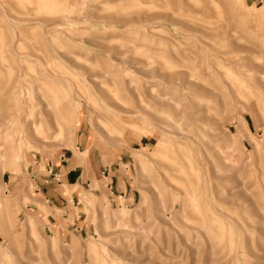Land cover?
I'll list each match as a JSON object with an SVG mask.
<instances>
[{"label": "rangeland", "instance_id": "obj_1", "mask_svg": "<svg viewBox=\"0 0 264 264\" xmlns=\"http://www.w3.org/2000/svg\"><path fill=\"white\" fill-rule=\"evenodd\" d=\"M0 264H264V0H0Z\"/></svg>", "mask_w": 264, "mask_h": 264}, {"label": "crops", "instance_id": "obj_2", "mask_svg": "<svg viewBox=\"0 0 264 264\" xmlns=\"http://www.w3.org/2000/svg\"><path fill=\"white\" fill-rule=\"evenodd\" d=\"M78 168V167H77ZM77 168L76 169H70L66 172V175H65V179H66V183H68V185H74L75 183H77V180L73 179L74 178L73 174L77 171ZM44 188V187H43ZM46 190V189H45ZM44 190V191H45ZM46 192V191H45ZM50 192V193H49ZM49 192L47 194L46 192V198L49 199L50 201H52V203H62L61 200L55 195V193H52V189H49ZM48 201V200H47Z\"/></svg>", "mask_w": 264, "mask_h": 264}]
</instances>
